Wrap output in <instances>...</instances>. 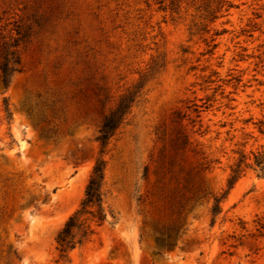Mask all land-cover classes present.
Instances as JSON below:
<instances>
[{
	"label": "rangeland",
	"instance_id": "374dc122",
	"mask_svg": "<svg viewBox=\"0 0 264 264\" xmlns=\"http://www.w3.org/2000/svg\"><path fill=\"white\" fill-rule=\"evenodd\" d=\"M4 47L22 71L5 89L0 70V264H264V176L228 185L264 151V0H0ZM139 84L103 154L108 220L61 259L103 119Z\"/></svg>",
	"mask_w": 264,
	"mask_h": 264
},
{
	"label": "trees",
	"instance_id": "16d2710c",
	"mask_svg": "<svg viewBox=\"0 0 264 264\" xmlns=\"http://www.w3.org/2000/svg\"><path fill=\"white\" fill-rule=\"evenodd\" d=\"M19 43L15 42L12 46H18ZM216 44L214 45V48ZM21 56L16 50H8L6 47L0 48V70L1 81L5 89H7L16 72L22 71ZM142 84L137 85L133 89L124 93L117 105L105 115L102 125L99 130L97 140L100 144V156L97 158L96 163L92 169L89 181L86 186L85 195L82 199L80 206L66 219L63 225L59 228L56 234V244L59 256L61 259H67L71 252L80 248L92 241L98 230L108 220V210L106 208L107 199V162L103 158L107 147L111 140L117 134L119 129L124 125L128 115L131 113L133 106L136 103L137 96ZM198 108H195L197 111ZM8 118H12L8 106H6ZM188 138L185 136L184 144H187ZM244 167L254 169L259 176H264V151L255 154L254 162H246V158L241 157L238 162L232 167V173L228 180L229 188L241 177ZM226 194V193H225ZM216 196L214 203L211 207V215L213 223L216 222L217 216L223 211L222 200L225 197ZM196 200H200V196H196ZM162 236L158 241L163 245L171 246L172 239L179 233L180 226H169L164 228ZM257 232L261 236L264 235V216L258 218Z\"/></svg>",
	"mask_w": 264,
	"mask_h": 264
}]
</instances>
